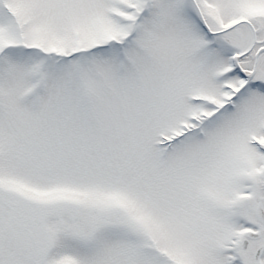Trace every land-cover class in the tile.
I'll return each mask as SVG.
<instances>
[{"label": "snow or ice", "instance_id": "6c2138e0", "mask_svg": "<svg viewBox=\"0 0 264 264\" xmlns=\"http://www.w3.org/2000/svg\"><path fill=\"white\" fill-rule=\"evenodd\" d=\"M0 264H264V0H0Z\"/></svg>", "mask_w": 264, "mask_h": 264}]
</instances>
